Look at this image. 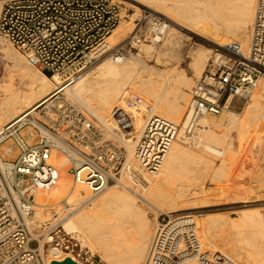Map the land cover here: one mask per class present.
Instances as JSON below:
<instances>
[{
    "label": "built area",
    "instance_id": "2783aa9c",
    "mask_svg": "<svg viewBox=\"0 0 264 264\" xmlns=\"http://www.w3.org/2000/svg\"><path fill=\"white\" fill-rule=\"evenodd\" d=\"M142 12L146 10L140 9V16ZM120 20L121 8L115 0H3L0 36L28 65L73 77L105 55L125 57L152 35L136 23L129 36L101 50ZM259 77H264V0H256L247 55L237 40L212 48L190 90L182 126L156 114L147 119L135 146L138 166L157 173L179 132L188 139L195 137L202 116L220 114L235 99L247 101ZM122 96L125 106L144 104L133 92ZM111 118L116 132L134 130L123 108L115 109ZM8 139L18 151L9 150L4 157L0 153V264H50L55 259L47 261L49 252L63 254L62 260L72 255L84 264H101L95 263L94 255H86L78 238L64 228L68 210L37 203L34 192L54 184L57 170L51 156L56 151L71 158L73 181L86 185L92 196L98 195L120 182L125 149L103 122L60 92L4 126L0 144ZM185 214L161 218L143 264H236L206 248L196 231L197 217Z\"/></svg>",
    "mask_w": 264,
    "mask_h": 264
},
{
    "label": "bare ground",
    "instance_id": "6f19581e",
    "mask_svg": "<svg viewBox=\"0 0 264 264\" xmlns=\"http://www.w3.org/2000/svg\"><path fill=\"white\" fill-rule=\"evenodd\" d=\"M134 1L142 6H152L155 10H161L160 12L165 15L159 13L170 21V26H168L167 30L170 35H166L169 40H164L165 36L163 38L164 42L166 41L169 44L166 50L169 49L170 53L173 47L172 43L175 42H171L170 38H176L175 36H178V33H183V31L198 35L219 46L231 40H237L241 43L243 53L247 55L249 52L251 24L255 14L256 0ZM2 3L3 0H0V9ZM122 15L126 20V15L128 14L122 12L121 19ZM128 16L130 19V15ZM120 23L121 20L118 25ZM165 27L167 25L164 22L160 26L157 24L153 25L154 34H152V37L148 36L144 39L139 45V51L142 50L150 57L155 50L153 40L155 42L161 40ZM115 28L105 39L104 43L100 45L101 50H103L104 46L110 47L125 39L132 33L131 30L133 31L134 26L132 29L131 23L125 21L123 25ZM181 35L183 38V34ZM174 38L173 40H175ZM180 42L178 46H180ZM182 42L184 41L182 40ZM8 44L2 43L4 55L11 60V69L14 73L20 74H18L19 80L17 84L11 82V87H9L8 91L0 94L1 129L14 121L27 109L34 107L37 101L52 94L57 88L56 84L60 85L63 83L60 75L56 73L44 75L39 72L41 70L28 65L24 56L18 50L12 48V45L11 47ZM161 52H157L154 56L155 61H158V63L160 57L167 54V52ZM189 54L188 66L196 73L193 75L197 76L205 69L208 58L211 57L212 49L198 45ZM185 71L182 68L156 70L147 65L138 53L127 58L118 56L114 59L113 57L105 56L100 58L90 68L83 69L73 79H68L69 85L63 89L67 97L76 98L82 106L87 108L86 111L89 109L95 114L93 115L94 117L96 116L103 121L112 130L108 131L112 136L119 138L114 133L116 131L111 118L115 109L123 108L133 121L134 130L127 134L132 135L134 141H124L121 138L124 134L118 132L120 140L117 142L121 141L122 145L125 144L128 150L127 152L126 148L119 143L125 149V165L122 169L119 183L110 184L101 193L92 196L86 185L73 181L71 174L73 162L71 158L55 151L51 156V161L57 170V178L54 184L49 188H37L34 192L37 203L49 205L57 210L63 208L68 210V216L63 221L64 228L78 238L82 247L86 246L90 252L98 254L105 264L144 263L150 246V237L153 236L151 233L153 228L150 220L146 217V211L138 201L145 205L155 204L156 206V204H160V206L162 205L161 211L171 212L177 210V208L167 205L171 202L168 201V198L172 196L173 199V195L182 197L188 190L186 177L183 178L187 172L176 173L171 168L174 166V168L183 169V166L176 165V162L173 161L168 165L165 162L159 169L160 174L158 176L153 175L154 179L152 178L149 183L148 179L150 180L151 177H147L148 179L144 178L146 177L143 175L145 171L138 166L134 156L135 146L147 119L151 115L163 116L178 126H182L188 108L189 91L191 84H193L192 78ZM133 73L135 77L132 76ZM37 84H41V86L36 90L26 91V89H32ZM125 92L137 94L142 100L148 102V108H145L144 105L138 107L125 106L121 102L122 94ZM54 95L41 102L50 100ZM248 100V103L243 106L242 112L238 114L240 117L234 118V121L228 124H222L226 119L222 112H230L227 108L221 112V116L219 114L222 117L221 119L218 118L220 120L209 118L211 116L209 114L202 116L199 120L200 126L195 137L188 139L179 132L177 139L169 147V157L175 159L178 157L177 160L193 161L191 165L202 164L207 171H213V174L219 178L220 182L231 181L244 186V180L253 178L255 166L251 164L252 167L249 166L251 167L250 169L248 167L245 168L246 171L242 174H239L236 170L234 171V169L226 173V170H229L226 165V159L230 154L233 139L229 132L234 130L243 143L250 140L252 135H258L259 141H261L259 149H264V77H259L256 80ZM218 126L224 127V130L227 129V131L217 132L216 128ZM181 142L186 143L187 146L181 144ZM5 143L0 144V153L3 157L9 150L12 153L18 151L12 147L6 148L7 145ZM199 147L202 148V152L200 151L201 149L199 151L196 150ZM203 151L222 157L223 161L220 167H216L214 161L208 158L206 154H203ZM255 152L256 150L254 149H244L243 165L246 160L249 163H253ZM128 153L130 154L129 156L132 155L131 158L127 156ZM187 166L189 165H185L186 168ZM118 185L125 188L123 190L118 189L116 188ZM127 188L131 190H127ZM241 188L243 189V187ZM201 189L197 187V191L199 190L196 193L197 195L203 192ZM207 190L209 191V189ZM214 191L213 193L217 194V196L221 192L225 194V191L221 189ZM237 191V189L229 188L226 200L228 202L234 201ZM251 197L258 198L255 195ZM206 200L199 202L196 198L188 200L186 203L190 204L186 205L182 210L189 209L188 211H192V209L200 208L201 206L206 208L223 205L222 203L211 202L212 200ZM252 206L241 207V210H238L240 212L236 216H231L232 214L228 216V213L227 215H214L211 211L207 212L205 210L185 215L197 217L196 231L201 243L206 248L218 251L236 264H264V255L259 251L261 250L259 247L262 246L259 242H264V209H261L262 206ZM227 212H229L228 209ZM96 223L99 224V228H96ZM214 229V233L217 232L219 241H212L210 235ZM225 234H230V236L228 235L229 237L226 239V236H223ZM63 257V254L54 255L49 252L47 261L51 259L61 261ZM68 257H71L76 264H84L72 255H68Z\"/></svg>",
    "mask_w": 264,
    "mask_h": 264
},
{
    "label": "rangeland",
    "instance_id": "374dc122",
    "mask_svg": "<svg viewBox=\"0 0 264 264\" xmlns=\"http://www.w3.org/2000/svg\"><path fill=\"white\" fill-rule=\"evenodd\" d=\"M115 1H117L119 3V6L121 8V13L123 12L125 14L130 15V19H129V16L126 15L127 16L126 20L124 19L123 15H122L121 23L116 28H118L119 26L123 25L124 22L127 21V22L131 23L132 29H133V26L135 27V24L137 23V28L140 27L142 30H146L148 33H152L153 34L154 33L153 32V25L157 24V25L160 26V24H162V22H164L167 25V27H165L164 30H163V34L161 36V40L157 41V42H155L153 40L156 52L154 50L153 53H151L150 57L148 55H146L145 52H142V50H140L141 52L139 51V49H140L139 45L144 40L135 49H132V51L130 53H128L125 57L127 58V57H130V55H135V54L138 53V55H140L141 59L147 65L153 67L156 70L163 69V68H178V69L182 68V69L186 70L185 73L187 75L189 74V76L192 78V83L194 84L195 79L198 78L202 72H200L197 76L193 75V74H196V73L194 71H192V69L188 66V62L190 60V58H189L190 54L189 53L192 50H194L196 48V46H198V45L205 46V47H208V48L212 49L217 44L215 45V43L213 44V42H211L209 40H206V39H203V38L199 37L198 35L189 34L187 31H183V33H178L177 34L178 36H175V34H173V36H175L176 38H174V37L170 38L172 40V41L170 40L171 42L175 41V42L172 43L173 47L171 46L172 50H170L171 51V53H170L169 49L166 50L167 49L166 47H168V45H169L168 42H166V41L164 42V40H166V39L169 40V37H167L166 35H168V36L170 35L169 31H167L168 30V26H170L169 25L170 21L166 17H164V16H162L160 14V13L164 14L163 12H160L161 10H159V9L155 10V8H153L152 6H142L141 4H139L138 2H136L134 0H115ZM136 6L139 7V9H137ZM140 9L141 10H143V9L146 10L145 13H143V12L141 13V16L139 14L140 13ZM137 15H139V16H137ZM153 15H155L156 17H153ZM158 17H159V22H158ZM137 18H140V19L137 21ZM131 32H132V30H131ZM181 34H183V38H182ZM150 36L152 37V35H150ZM164 36H165V39L163 40ZM185 37H187V38H185ZM173 38L175 40H173ZM180 38H182V39H180ZM177 39H179V40H177ZM182 40L184 42H182ZM3 41L4 40L0 37V42H1L0 43V94L8 91L9 87H11V82H13L14 84H17V82L19 80L18 74H20V73L17 74V72L14 73V71L11 69L12 68L11 60L9 58H7V56L4 55L5 52L3 51V45H2V43L4 44V43H7V42L6 41L3 42ZM179 42L181 43L180 46H178ZM8 46H11V45L8 44ZM12 48H14V47H12ZM14 49H16V48H14ZM161 51L163 53L167 52V54H166V56L162 55L160 57L159 63H158V61H155L156 59H154L155 58L154 56H155V54H157V52H161ZM154 52H155V54H154ZM105 56L108 57L107 55H105ZM105 56H103V57H105ZM103 57H101V58H103ZM96 62L93 65H95ZM88 68H90V67H88ZM88 68H86V69H88ZM39 72L44 74V75H48L46 72H42V71H39ZM9 76H10V78H9ZM74 76H76V75H74ZM132 76L135 77V74L133 73ZM73 77L62 76L61 80L63 81V83L60 84V85L56 84V87H57L56 90H54V92L52 94H50V95L40 99L39 101H37L36 104L41 102V101H44V100L48 99L49 97H51L54 94L60 92V96L62 95L63 97L68 98L70 101H72V102H74L76 104L79 103L77 105L86 111L87 108L82 106L81 103L76 100V98H73V97H70V96L67 97V94L63 91V89L66 86L69 85L68 84V79H70V78L73 79ZM193 84H191V88H192ZM40 86H41V84L34 85V87L32 89L29 88V89H26V91H29V90L30 91H34L37 88H39ZM191 88H190V90H191ZM189 93H190V91H189ZM142 101L144 102L143 105L145 106V108H148V102L145 101V100H142ZM248 101L249 100L240 102L237 99L233 100V103L231 104V107L228 108L230 112H227V111L222 112L224 114V118H226L225 121L222 122V124H228L231 121H234V118L240 117V115H238V114H240L242 112L243 106L246 105V103H248ZM87 112H89V113L91 112L90 113L91 115H95L89 109L87 110ZM218 116H219V114L211 115V116H209V118L212 117V119L215 118L216 120H220L222 118V117H220L221 113H220V116L219 117ZM218 118H220V119H218ZM101 122H103V121H101ZM104 125L106 126V124H104ZM220 127H222V126H218L216 128L217 132L222 133V132H226L227 131V129L224 130V127H222V128H220ZM106 128H107V131H112L108 126H106ZM218 128H219V130H218ZM2 129L0 128V131ZM114 133H115L116 136H118L120 138V134H118V132H114ZM229 133L231 134L233 139H232V145L230 147V154H229V156L226 159V165L229 168V170L228 169L226 170V173H227V171H230L231 169H234V171L236 170L239 174H242V173H244L246 171L245 168L248 167L250 169L252 167L251 164H253L255 166V171H254L253 178H247L246 180H244V183H245L244 186H240L237 182H231V181H227V182H225V181L222 182L221 181L220 182L219 178L213 174L214 172L213 171L212 172L207 171L204 168V165H202V164H200V165L199 164L191 165L193 163V161H185V160H182L180 158H179L180 160H177L178 157H177V159L170 158L169 157L170 153H168L170 150L168 149V151L166 153V156L164 158V161H163L164 162L163 165L165 164V162H166V165H168L171 161H173V162H176V165L183 166L184 167L183 169L174 168V166H172L171 168H173V170L176 173H181L182 174L183 172H187L186 175L188 177L185 175L183 178L186 177L185 180H187V183H188V187H187L188 190L186 191V193L183 194L182 197H177V196L173 195V199H172V196H171V198H168L169 199L168 201L169 202L171 201V202L169 204H167V205H171L172 207H176L177 208V210L171 211V212H165L163 210L161 211V206L162 205L160 206V204H158V205L156 204V206H155V204H151V205L147 204V205H145L141 201H138L139 204H142V208L146 211L145 212L146 213V217L150 220V224H151V226L153 228L151 230L152 231L151 232L152 235L154 234L157 222H159L161 220V218H163L165 215H173V214H179V213H191V212H197V211H202V210L204 211L205 210L207 212L211 211L212 214H214V215H217V214L218 215H223V214L227 215V213H228V216H230L229 214H232L231 216H236L240 212L238 210H241V207L242 208L245 207V206L246 207H251L252 205L253 206L256 205L257 207L258 206H260V207L262 206L263 208L261 207V209H264V149L263 150L259 149L260 142H261V141H259V136L258 135H252L250 140L245 141L243 143V141H241L238 138V135H237V133L234 130L230 131ZM113 138H115L116 140H120L119 138H117L115 136H113ZM121 138L124 141H134L133 140V136L129 135V134H124ZM11 141L12 140H10V139L5 141L6 142L5 144L7 145L6 148H11V146L9 145V143ZM119 143L122 145L121 141H119ZM181 144L187 146V144L184 143V142H181ZM122 146H124V148H126V151L128 152L127 147L125 146V144H123ZM246 148H249L251 150L254 149V150H256V152L254 153L253 163H249V161L246 160L245 164L243 165L242 157H243V154H244V149H246ZM196 150L197 151L200 150L202 152V148L201 147H199ZM203 154H206L208 156V158L212 159L214 161V164L216 165V167H220V165H221V163L223 161L222 157L214 155L213 153H210V152H207V151H203ZM129 155L130 154L128 153L127 156L129 158H131L132 155L131 156H129ZM185 165H189V166H187V168H186ZM249 166H251V167H249ZM159 172L160 171L158 170V172L155 173V174L147 173L148 176H147V174H145L146 172H143L144 173L143 175L146 176V177H144L146 179L151 177L150 180L148 179V181L150 183L152 181V178L154 179V177H152V176L153 175L154 176H156V175L158 176L160 174ZM118 186L120 187V185H118ZM118 186H116V188L121 189V190H123V188H125V187L122 188V186L119 188ZM199 186L203 187V189H201V187H199ZM197 187H198V189L200 188L201 191L203 190V192L202 193L200 192L198 195L196 194L199 191V190L197 191ZM240 187H243V189L242 188L240 189ZM216 188L218 190L221 189V190L225 191V194L226 193L227 194L225 195L224 192H221V194L218 195L220 197H218L217 194L213 193V192H215L214 190H217ZM226 188H227V190H226ZM229 188L237 189L238 191L240 189V191L239 192L237 191L236 194H235L236 199L235 200L233 199L234 201H231V202H228L226 200ZM207 189H209V191ZM127 190H131V189L127 188ZM189 191H191V193H189ZM239 193H242V194H239ZM214 195H216V196H214ZM237 195L238 196L240 195V197L242 195V197L241 198L239 197L240 198L239 199ZM253 195H255L258 198L257 199H255L254 197L250 198V196H253ZM194 198H196V200L198 202L201 201V200L204 201V200H206L208 198L207 199L208 201L212 200L211 202L222 203L223 205H215V206L206 207V208L201 206L200 208L192 209V211H188L189 209L182 210V209H184V207L186 205L190 204V203H186V202L188 200H193ZM246 199H249V200H246ZM236 200H238V201H236ZM224 202H226V203H224ZM201 208H204V209H201ZM227 209H228L229 212H227ZM155 222H156V224H154ZM97 224L98 223L95 224L96 228H99V224L98 225ZM214 232H215V229L212 231V234L210 235L211 238H212V241H217V240L219 241L218 235L216 234L217 232L216 233H214ZM228 235L230 236V234H225L223 236L224 237L226 236V239H227V237H229ZM151 237H153V236H151ZM151 237H150V239H152ZM224 241H226V240H224ZM259 243L262 245L261 247H259V249H261L259 251H261L260 253L264 255V242L260 241ZM220 244H221V242H220ZM222 244H225V243H222ZM85 249L87 250V254L86 255H88V256L90 254L94 255L93 257H94L95 263H96V261L100 260L101 264H105L101 260L100 256H98V254L90 252V250L87 247Z\"/></svg>",
    "mask_w": 264,
    "mask_h": 264
},
{
    "label": "water",
    "instance_id": "95a60500",
    "mask_svg": "<svg viewBox=\"0 0 264 264\" xmlns=\"http://www.w3.org/2000/svg\"><path fill=\"white\" fill-rule=\"evenodd\" d=\"M48 74V73H47ZM51 264H76L70 257H66L63 261H55L53 260Z\"/></svg>",
    "mask_w": 264,
    "mask_h": 264
}]
</instances>
